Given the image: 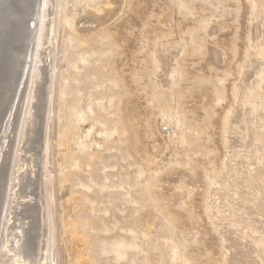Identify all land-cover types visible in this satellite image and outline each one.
<instances>
[{"label": "rangeland", "instance_id": "rangeland-1", "mask_svg": "<svg viewBox=\"0 0 264 264\" xmlns=\"http://www.w3.org/2000/svg\"><path fill=\"white\" fill-rule=\"evenodd\" d=\"M38 3L0 112V264H264V0Z\"/></svg>", "mask_w": 264, "mask_h": 264}, {"label": "bare ground", "instance_id": "bare-ground-1", "mask_svg": "<svg viewBox=\"0 0 264 264\" xmlns=\"http://www.w3.org/2000/svg\"><path fill=\"white\" fill-rule=\"evenodd\" d=\"M34 1L35 0H0V33L8 29L12 30V33L8 36V38H6L5 42L3 43V46L0 44V112L3 110L5 104L4 101H6L8 97H11L17 89V86H13L12 84L16 81L14 80L16 77L13 78V74L15 73L14 71L17 70V68L15 69V67L17 66L16 61L17 59L25 57L27 55V51L30 47V44H33V31L35 30V28H33L34 26L30 27L31 18L28 17L26 10L29 9L30 4L34 3ZM38 2L39 0H36L37 7L39 6ZM23 7H26V10H21ZM2 38L3 37L0 36V40H2ZM18 43L21 46L18 45L16 47ZM12 64L15 65L14 69L13 67H11ZM40 108L41 105L39 106V109ZM25 176L26 175L23 176L24 179H26ZM24 187L25 190L27 188H30L31 190L29 194H33L34 188L36 186L32 183L30 184V182H27ZM68 210L66 209L67 212H65V232L71 234L72 240L74 242H79L81 239L78 235L77 228L75 226L76 224H74L71 212H68ZM35 221L36 220L33 217L31 228L32 230L29 231V234H31L30 245L27 244V248L24 247L23 250V253L25 255V259L23 260L24 263H29L28 261H31L35 254L36 246L34 245V243H36L37 240H35V238H37V224L35 223ZM17 231H20V229L18 228ZM33 240H35V242ZM72 246L73 244L70 241L68 243V247L71 248ZM18 252V256L22 257L23 255L20 251V248L18 249ZM71 262L72 264H79L78 256L72 258Z\"/></svg>", "mask_w": 264, "mask_h": 264}]
</instances>
